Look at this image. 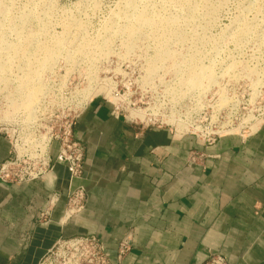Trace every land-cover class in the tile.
I'll return each instance as SVG.
<instances>
[{"label":"rangeland","instance_id":"374dc122","mask_svg":"<svg viewBox=\"0 0 264 264\" xmlns=\"http://www.w3.org/2000/svg\"><path fill=\"white\" fill-rule=\"evenodd\" d=\"M0 66V135L36 142L97 100L246 136L264 125V0H0ZM193 67L210 81L190 87Z\"/></svg>","mask_w":264,"mask_h":264},{"label":"crops","instance_id":"0c3cea01","mask_svg":"<svg viewBox=\"0 0 264 264\" xmlns=\"http://www.w3.org/2000/svg\"><path fill=\"white\" fill-rule=\"evenodd\" d=\"M84 174L62 165L43 180L0 182V264H40L60 239L97 237L119 264H264V125L251 137L203 145L169 128L144 127L94 101L78 116ZM11 146L0 135V166ZM57 155L56 145L52 158ZM85 209L64 222L71 187ZM46 216V218H44Z\"/></svg>","mask_w":264,"mask_h":264},{"label":"built area","instance_id":"2783aa9c","mask_svg":"<svg viewBox=\"0 0 264 264\" xmlns=\"http://www.w3.org/2000/svg\"><path fill=\"white\" fill-rule=\"evenodd\" d=\"M231 99H221L215 106L210 107L211 122L213 117H221L229 111ZM209 108V107H208ZM232 108V107H231ZM201 111L204 107H200ZM113 112L118 116H123L128 122L144 127L169 128L176 135H189L194 137L203 145H212L221 138L238 137L242 140L248 139L252 134L246 136L242 134L224 133L220 130L216 132L192 131L186 122L179 120L176 124L160 123L157 120L148 119L147 123L139 122L124 116L117 106ZM205 115V114H204ZM79 113L74 116H66L59 122L56 129L49 130L48 133L36 142L23 141L19 136L5 135L10 143V157L0 166V182L3 184L21 185L45 179L55 167V164L66 168L70 182L81 179L84 174L85 148L82 143L74 137V126ZM207 116V115H206ZM219 121V119H216ZM198 132V133H197ZM56 145L57 155L52 158V148ZM87 204V193L84 187H71L67 194L66 211L64 222H67L85 209ZM46 218V216H44ZM131 249V240L124 239L118 248L117 261L113 262L104 244L97 237H76L71 239H60L47 253L40 264H119ZM204 264H227L226 259L218 254H213Z\"/></svg>","mask_w":264,"mask_h":264},{"label":"bare ground","instance_id":"6f19581e","mask_svg":"<svg viewBox=\"0 0 264 264\" xmlns=\"http://www.w3.org/2000/svg\"><path fill=\"white\" fill-rule=\"evenodd\" d=\"M28 16H30V14H27L25 15L23 18L24 19H27ZM49 55V54H48ZM50 56V55H49ZM44 68V66H41L39 69H41L40 71H42ZM0 69H1V66H0ZM39 71V70H38ZM39 71V72H40ZM207 74V71H206V68L205 67H193L191 70H190V73H189V80H188V84L190 87H198V86H201L204 82V78L203 77L204 75ZM207 80L210 81V79L208 78H205ZM206 80V81H207ZM205 84V83H204ZM36 85V84H35ZM208 85V84H207ZM29 87V86H28ZM34 86H32V97L30 99H35L36 97V94L38 93V89L36 88H33ZM40 97V96H39ZM28 102V101H27ZM30 102H32V100H30ZM35 103V102H34ZM34 103H32L34 105ZM28 105V104H27ZM32 105V106H33ZM26 107V106H25ZM33 108V107H32ZM22 109V108H21ZM32 112V111H31ZM142 112V111H140ZM142 114V113H141ZM132 117V116H131Z\"/></svg>","mask_w":264,"mask_h":264}]
</instances>
